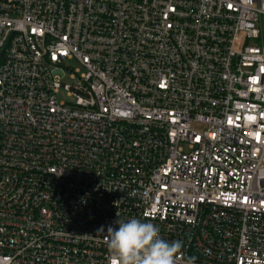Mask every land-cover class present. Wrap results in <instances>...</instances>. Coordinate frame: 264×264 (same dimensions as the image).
<instances>
[{"label":"built area","instance_id":"2783aa9c","mask_svg":"<svg viewBox=\"0 0 264 264\" xmlns=\"http://www.w3.org/2000/svg\"><path fill=\"white\" fill-rule=\"evenodd\" d=\"M262 18L0 0V264H108L117 212L181 240L180 264H264Z\"/></svg>","mask_w":264,"mask_h":264},{"label":"clouds","instance_id":"9594fccd","mask_svg":"<svg viewBox=\"0 0 264 264\" xmlns=\"http://www.w3.org/2000/svg\"><path fill=\"white\" fill-rule=\"evenodd\" d=\"M108 226L106 243L108 264H180L183 255L181 240H166L153 222L137 218H120ZM183 264H194V258L185 257Z\"/></svg>","mask_w":264,"mask_h":264},{"label":"rangeland","instance_id":"374dc122","mask_svg":"<svg viewBox=\"0 0 264 264\" xmlns=\"http://www.w3.org/2000/svg\"><path fill=\"white\" fill-rule=\"evenodd\" d=\"M261 26H262V40L264 42V18H262ZM69 69L71 70L72 73L76 69H79V71L82 72L81 68L74 62L69 63ZM63 84H68V85L72 84V80H70L69 75L65 76V78L63 79ZM64 99H65L64 97H60V100H64Z\"/></svg>","mask_w":264,"mask_h":264}]
</instances>
